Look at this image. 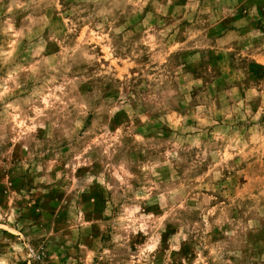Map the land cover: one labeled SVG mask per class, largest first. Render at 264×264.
I'll return each mask as SVG.
<instances>
[{
    "label": "rangeland",
    "instance_id": "374dc122",
    "mask_svg": "<svg viewBox=\"0 0 264 264\" xmlns=\"http://www.w3.org/2000/svg\"><path fill=\"white\" fill-rule=\"evenodd\" d=\"M0 264H264V0H0Z\"/></svg>",
    "mask_w": 264,
    "mask_h": 264
}]
</instances>
